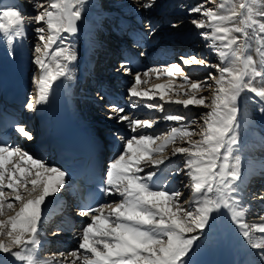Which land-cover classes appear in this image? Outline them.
Wrapping results in <instances>:
<instances>
[{"label": "snow or ice", "instance_id": "1", "mask_svg": "<svg viewBox=\"0 0 264 264\" xmlns=\"http://www.w3.org/2000/svg\"><path fill=\"white\" fill-rule=\"evenodd\" d=\"M28 2L36 13L30 22L35 23L34 31L41 42L34 49V63L39 69V76L34 80L38 94L26 104L27 110L35 111L37 105L48 101L57 80L71 78L70 65L77 54L71 44H65L64 34L74 35L79 31L86 0ZM154 4L155 0H146L143 7L151 8ZM189 12L201 17L191 23L203 30L200 35L208 41L219 62L211 64L206 58L192 55L181 57L182 64L202 65L215 69L216 73L209 72L206 80L196 81L184 74L181 64H171L163 72L168 77H182L184 83L179 88L188 86V90L175 95L183 94L187 98L172 99L167 94L173 89L171 82L154 88L159 90V99L165 103L208 109L203 113L200 139L193 140L197 132L184 123L168 133L148 134L144 130L151 128L155 120L132 119L123 114V107L112 105L117 113L115 118L128 121L132 132L137 133L121 138L122 150L108 166L101 188L103 195L119 199L81 209L79 215L87 217L89 222L82 226L78 249L59 254L65 259L55 254L41 258L38 249L43 206L48 197L61 191L68 173L48 165L43 158L34 157L19 145L0 143V216L12 211L17 203L20 205L14 215L0 220V253L11 256L18 264H190L188 257L196 241L225 212L264 264V216L259 223L245 221L247 209L237 198L243 177L242 162L239 156L233 155L240 143L242 94L250 92L264 105V83H254L257 78L264 81V0H220L216 8L196 4ZM25 29L26 17L18 5H0V38L7 41L10 55L15 54L13 43L25 36ZM252 41L257 45L258 59L250 54ZM121 67L132 74L127 61ZM160 72V68H150L144 73H135L128 89L130 96L155 99L150 90H141L140 86L147 83L142 76L157 73L159 78ZM209 81L215 84L211 99L197 96L203 88H212ZM131 106L134 108L137 104ZM146 107L165 111L164 103H148ZM259 111L264 113V106ZM163 119L183 122L186 117L166 113ZM13 127L23 138H34L24 124L16 123ZM177 139L187 144L175 147L172 156L184 157V168L179 171L186 170L190 179V184L185 185L190 188V198L181 199L183 193L179 189L156 183L160 179L156 169L171 159L162 153ZM157 155L159 158H155ZM146 168L151 170L145 172ZM9 193L14 194L11 199ZM260 198L264 200V196ZM67 257L72 259L69 261Z\"/></svg>", "mask_w": 264, "mask_h": 264}, {"label": "rangeland", "instance_id": "2", "mask_svg": "<svg viewBox=\"0 0 264 264\" xmlns=\"http://www.w3.org/2000/svg\"><path fill=\"white\" fill-rule=\"evenodd\" d=\"M183 1H186V0H155V4L153 5V7L144 8L143 4L146 2V0H94L92 3L89 4V8H91L90 13H92V18H95V16H97V17L99 16L101 19H105L102 17V14H104L105 12H109L111 14L110 10L115 11V10L119 9L120 11H126V10L127 11H136V10L141 11V9H142L143 11H145L146 15H155V17L158 19L157 31L159 32L158 35L160 36V38H162V37L164 38V36H163V33H164L165 37L168 35V36H171V37H169V38H171V40H172V38L176 39V40L172 41L173 44H176L179 42L178 39L180 37H182L184 39V37H186L188 34L189 35L192 34V36H195L196 40H197V41L195 40V42H196L195 43V50L200 51V53L203 56V57H201V59L206 58L207 61L211 64L218 63L219 60H218L217 55L214 53L209 54L206 51V47H209V46L207 44V41L200 35V32L203 30L196 28L191 23V21L193 19L201 18V17L199 16V14H194V13L189 12V9L192 7V5H190V8L188 10H186L189 7V5H186V8H184V6L182 5ZM190 1H192L193 4H195V5L196 4H205L207 7H212V8H216L220 3V0H215V3H211L210 0H190ZM4 2H6V3L9 2V5H13V4L18 5L22 9V11L26 17V29H25L26 34H25V36L27 38H25V36L22 38L25 40V41L23 40L24 41L23 47L26 49V51H25L26 58L28 55L29 62L33 63V68H34L33 74L31 75V80L33 81V87L31 85V91H30V96L33 97V96H36L38 94L37 86H36L34 80L36 77L39 76V69H38L37 65L34 63V55H35L34 49L38 44H41V42L38 40V34L34 31L36 25L34 22H30V21H32V17L36 13H35V10H34L32 4H30L28 2V0H0V5H4ZM34 2H35V0H34ZM166 9L167 10L172 9V13L167 14L165 12ZM170 15H172V16H170ZM169 18L173 19L170 24H168V22H167V20ZM90 20L91 19H87V22H88L87 25L88 26L93 23ZM173 25H177V26L174 27ZM78 27H81V29H84V24H83L82 20L79 22ZM91 28L94 29V38H93V45L90 47V51L88 53V57L92 58L93 57L92 54L95 52V49L98 47V44L100 42H102L103 40H105V38L100 36V33L98 31L97 26L92 24ZM64 35L66 37L65 44H71L73 46V48L75 49L76 54L78 55L79 54V48H78L79 43L78 44L70 43L69 37H71V36L68 37V34H64ZM77 45H78V47H77ZM256 47H257V45L255 44L254 41H252V47L250 49V54L253 55L254 59H258V57H257L258 54L255 52ZM167 48H169V47H167ZM173 55L174 56L172 57V61H171L170 65L171 64H177L179 62L178 59L180 56L177 55L176 53H174ZM199 66H201L202 68H205V69L207 68L208 73L209 72L216 73V70L213 68L204 67L202 65H199ZM70 67L72 69L70 80H72L73 88H76L75 80H76V69L78 67L77 62H74V63L72 62ZM181 67L183 69L185 68L184 65H181ZM124 72L125 71L122 72V75L124 74ZM208 73H207V76H208ZM154 74L155 73H150L149 77H143L142 76V79L146 80L147 83L141 84L140 88H141V90H150L151 95H153L155 97V99L138 98V100H137L138 105H137V107H134V108H135V110H138L140 112H137V114L134 112L125 113V114L128 115L132 119L155 120L156 121L155 124H161V125L167 124L170 122V121H166L163 119V116L166 113L183 115L186 117V120L183 122H176L177 125H175L173 127H180L181 123L189 122L186 124L190 125V127L193 125L192 129H194L197 132V135L193 136L194 137L193 140H199L200 139L199 131H200V128L203 126V118H204L203 113L208 111V109L200 107V106H191V105L189 107L185 108L184 106L179 105V104H169V103H165L164 101H161L159 99V90H156L154 88L155 85L163 84L166 81L174 82L175 85H173V89L171 91H168L167 94L169 96H171L172 99H184L187 97H185L183 94H181L179 97H177L175 95V93L177 92V88H178L176 86L180 85V83H184V81H183V79L181 80L182 77L181 78L176 77V79L174 80V78L169 79L168 76H164L161 78L160 75H163L164 73H159V78H157V75H158L157 73L155 75ZM202 75H204V74H202ZM133 77L134 76H128V78H127V75L126 76L124 75V78L129 79L128 81H131L132 83H133ZM204 77H206V76H203V78ZM203 78L199 81H204L207 79V77L204 79ZM178 81H180V82H178ZM79 82H81V81H79ZM209 83L212 84V88L211 89L206 88V87L203 88L201 91L197 92V96H201V95L208 96L209 100L211 99V94L215 91V84L212 81H209ZM254 83L259 85L261 83H264V81H261L259 78H257L254 81ZM186 89L188 90V86ZM187 90L183 91L181 88H178V92L180 91V93H181V91L183 93ZM76 93H77V96L80 98H81V96H83L84 100L86 101L85 105H83V107H82V104H81V106L78 105L80 108L79 110L81 111V114H79V115H81V116L83 115L84 118L87 119V121L89 122L88 126H89L90 130L92 131V133L96 132V124L97 123L109 122L110 123L109 125H112V126L119 125L120 123H122L118 119L115 118L117 116V113L113 109L111 112H110V110L107 109L104 113V110H102V108H99L100 106L103 105V102L99 103L100 101L97 100L98 94L96 91L93 90L91 81L86 82V84L83 87V93H81V88H79V87H77V91L73 95L76 96ZM80 93H81V96H80ZM81 100H82V98L80 99V101ZM157 102L165 104V111L164 112H160L157 109H150V108L146 107V104H148V103H157ZM44 104L45 103L37 105V109L34 111V113H37L36 114L37 119H40L39 113H40L41 107H43ZM131 105H132V101H131ZM261 106H264V105H260L258 102V98H256L252 93L245 92L242 94V96L240 98V114H239L240 143H239V146L236 148V150L233 153V155L239 156L241 158L242 170L243 169L246 170L247 168L249 169L247 163L250 162V160H251L249 158V156L252 157V154H253L251 152V155L247 156V160H243L244 158L242 156V153L247 150V145L252 144V143L257 144L259 139H260V136H263L262 138H264V113H261L259 111V108ZM196 109L200 110V111L196 113L195 112ZM141 111L145 112L146 114L150 113V116H145V114L143 115V112H141ZM194 112H195V114H194ZM189 113H191V114H189ZM98 116H100V117L98 118ZM109 116H111L113 118L110 119ZM127 123L129 124L128 121H127ZM173 123H175V121ZM171 128H172L171 126H168V129L165 130L164 133H168ZM145 130H147V129H145ZM178 141H179V139H177V141L175 142L176 144L175 143L169 144L164 149L162 155H163V157H171L170 161H172L175 158H180L182 160L181 162L184 163V157H182L180 155L172 156V151H171L172 149H174L175 147L187 146L186 143L177 144ZM260 142H263L262 145L264 147V139L260 140ZM159 143H160V141L157 144H159ZM153 147H156V145H153ZM241 151H243V152H241ZM253 156L257 157V154H255V155L253 154ZM261 156L262 155H260V157ZM262 157H264V155ZM155 158H159V156L157 155ZM166 161H169V159L168 160L166 159ZM184 180H185L186 184H190V179L186 174L184 176ZM5 191H8V190H5ZM187 192L189 194H191L190 188H187ZM12 195H14V194L9 193V197H11ZM19 207H20V205L17 203L15 208L12 211L8 212V214H6V215L10 216V215L15 214V211H18ZM6 215L0 216V220H2L4 217H6ZM235 226L236 225L231 221V219L227 213H225V212H223V214L221 213L220 217L218 215L214 225L211 227V230L206 229L205 232L203 234H201V239L196 241V245L193 248V250L190 253L188 258L191 262L190 258L195 255L197 257V260L194 262H191L190 264H239V262L241 260L245 259V258H243V256H244V253H246V252H244V250H242L240 248V244H243L242 242H240V240L244 239V238H242V236H239V238H241V239H238L237 236H235ZM257 234L260 235L259 233H257ZM200 242H201V244L206 243V242H210V245L200 247ZM249 256L252 257V254L250 253ZM11 259L14 260V258H12L9 255H7V256L6 255H0V261H2L3 264H13L14 261H12Z\"/></svg>", "mask_w": 264, "mask_h": 264}, {"label": "bare ground", "instance_id": "3", "mask_svg": "<svg viewBox=\"0 0 264 264\" xmlns=\"http://www.w3.org/2000/svg\"><path fill=\"white\" fill-rule=\"evenodd\" d=\"M92 0H86V3H85V7H84V18L82 19V22H83V24H84V29H81V33L79 34V33H77L76 35L74 34V35H69V36H71L70 38H71V40L70 41H72L71 43L72 44H78L79 43V47H78V45H77V47L79 48V54L77 55V59L74 61V62H77V64H78V67H77V69H76V75L78 76V80H80V79H83V78H87V76L86 75H91L90 73H92V70H93V67L94 66H96L97 65V59H96V54H92V58L91 57H88V53H89V51H90V47L93 45V38H94V29L93 28H91V25L93 24V25H95V26H100V25H102V23H104L105 22V20L107 21V24H109L110 23V25L108 26V30L110 29V28H112V31H113V33L114 34H112V36H119V34H118V32L116 31V28H119V23H117V22H119V21H121L122 19H123V16L125 15L126 17H129V19L130 20H135L136 18L134 17L135 15H136V13H133L132 11H120L119 9L118 10H115V11H113V10H110V12H111V14L109 13V12H105L104 14H102V17L103 18H105V20H103V19H101L99 16L97 17V16H95V18H92V13H90L91 12V8H89V4L90 3H92L91 2ZM166 2V1H165ZM99 3V2H98ZM103 3V2H102ZM4 5H9V2H4ZM166 5V4H165ZM182 5L184 6V8H186V5H189V7L186 9V10H188L189 8H190V5H192V7L193 6H195V4H193V2L192 1H190V0H186V1H183L182 2ZM122 9V8H121ZM175 9V8H174ZM131 10V9H130ZM96 11V10H95ZM141 11H143L142 9H141ZM93 12V11H92ZM99 12V11H98ZM165 12L167 13V14H169V13H172V9L171 10H165ZM177 12V11H176ZM100 13V12H99ZM142 14H144V13H142ZM170 16H172V15H170ZM97 17V18H96ZM87 19H91L90 21H92L93 23L91 24V25H87L88 24V22H87ZM171 20H173L172 18H171ZM105 28H106V25H104V28H102V29H104L105 30ZM165 32V31H164ZM167 35V34H166ZM163 36L165 37V34L163 33ZM107 37H109V34L107 35ZM169 37H171V36H166L165 37V39L167 40V42H166V45H167V47L168 46H171L172 48H173V52H178L179 53V55H183V54H189V53H191V55H196L197 57H203L202 56V54L200 53V51H197V50H195V40H196V37L195 36H192V34L191 35H187L186 37H184V39L182 38V37H180L179 39H178V43H176V47H175V44H173L172 43V41L173 40H176V39H173L172 38V40H171V38H169ZM25 38H27L26 36H25ZM19 40V42L21 43V45H22V50L21 49H19V47H17L14 43H13V48H14V50H15V54L14 55H10L9 54V51H8V47H7V41L6 40H4V39H2V38H0V76H2L3 75V78L5 79V80H8V81H10V82H13V81H18L19 79L16 77L18 74H19V72L21 73L22 72V70H24L25 69V72L26 73H28L27 75L29 76V77H27V76H25V78H26V81H29L30 79H31V72L34 70V68H33V66L31 65L30 67L28 66V64L29 63H26L24 60L25 59H27L26 58V54H25V51H26V49L23 47V42L25 41L23 38H18ZM24 40V41H23ZM109 41V39H105V40H103L102 42H100L99 44H98V47L95 49V52H105L106 53V55H105V57H109L111 54H112V48L113 49H115L116 48V43H110V42H108ZM197 41V40H196ZM110 43V44H109ZM207 44H208V41H207ZM166 47V48H167ZM181 48H184V49H181ZM186 49V50H185ZM75 50V49H74ZM6 51H8V53H5ZM206 51H207V53H209V54H212V53H214L213 51H212V49L210 48V47H206ZM171 52V50H167V49H165V50H163V52H162V54H161V56H164V54L165 53H167L166 54V58H169L170 57V53ZM157 53L156 52H152V55H156ZM208 54V55H209ZM215 54V53H214ZM178 55V54H177ZM258 57V56H257ZM180 58V57H179ZM86 60V61H85ZM73 62V63H74ZM178 64V63H177ZM191 67V70H196V68H195V64H193L192 66H190ZM161 70H163V69H161ZM207 71V69H203V72L202 73H191L193 76L192 77H194V78H192V80L194 79L195 80V77H197V76H202V74H207L208 72H206ZM122 72V71H121ZM120 72V73H121ZM12 73V76L14 77L13 79H11V80H9V79H7L6 77H5V75H9V74H11ZM160 73H162V72H160ZM124 74H126V73H124ZM123 74V75H124ZM156 74V73H155ZM154 74V75H155ZM163 75H160V77H162ZM105 78H108V77H110V76H108V77H106V76H104ZM174 77V80L176 79V77H175V75H173L172 76V78ZM207 77V76H206ZM206 77H204V78H206ZM181 78V77H180ZM203 78V79H204ZM33 79V78H32ZM120 78H119V71H117L116 73L115 72H113L112 71V74H111V78H110V80L111 81H114V80H116V81H118ZM202 79V78H201ZM65 80V79H64ZM154 80V79H153ZM181 80H182V78H181ZM171 82V81H170ZM178 82H180V81H178ZM117 83H119V82H117ZM156 83V82H155ZM163 83V82H162ZM165 84L166 83H169V81H166V82H164ZM163 83V84H164ZM171 83H173V85H175L174 84V82H171ZM180 84H182V83H180ZM113 87H115V86H113ZM112 87V88H113ZM176 87H178L179 88V85L178 86H176ZM63 88H64V90L65 89H69L70 88V80H65L64 81V86H63ZM101 88L102 89H100L98 92L99 93H101L102 95H104V94H107V92H104V89H107L108 88V86H107V84H103L102 83V85H101ZM116 88V87H115ZM178 88H177V92H178ZM186 88H187V86H186ZM186 88H184V89H182L183 91L184 90H187ZM180 92V91H179ZM171 93V92H170ZM175 93V92H174ZM181 93H182V91H181ZM70 96L72 97L73 96V94L70 92ZM137 100H138V98H136V97H132V101H134L133 103H136L137 105H138V103H137ZM145 101V100H144ZM28 102H30V98L28 99V101H27V103ZM26 103V104H27ZM71 103V102H70ZM50 104H51V100H50ZM126 108H125V111H124V113L123 114H125L126 112H127V110H130V108L129 107H127V105L125 106ZM110 110V112L112 111V107H107L106 109H104V113H105V111L106 110ZM71 110L75 113V116L77 117V119H79V120H82V117L83 116H81V115H79V113H78V111H77V105H76V102L74 101V99L72 98V103H71ZM56 111L57 112H60L61 111V108L60 107H58V106H56ZM200 110H195V112L197 113V112H199ZM91 112V111H90ZM192 112V111H191ZM195 112H194V114H195ZM96 113V112H95ZM189 114H191V113H189ZM52 115L54 116V123H55V126L57 125V119H56V117H55V114H53L52 113ZM64 115L66 116V118L68 119V120H70V116L68 115V113L66 112V111H64ZM97 115V114H96ZM101 115V114H100ZM104 115V114H103ZM100 117V116H99ZM84 118V117H83ZM193 118V117H192ZM194 119V118H193ZM192 119V120H193ZM91 120V119H90ZM99 120V119H98ZM85 121V120H84ZM170 122H174V121H170ZM107 123H109V122H107ZM123 125H127L128 123H127V121H124L123 123H122ZM85 125H87V126H85V127H88V124H86V122H85ZM159 124H155V125H153L152 126V128L151 129H155V127H157ZM175 125H177L176 124V122L174 123V125L173 126H175ZM116 126V125H115ZM173 126H172V128H173ZM180 126V125H179ZM110 127V126H109ZM193 127V125L191 126V128ZM119 128H121V127H119ZM119 128H118V130H119ZM48 129H49V133H50V130L52 129V124H50L49 125V127H48ZM72 130L76 133V134H81V130L79 129V127L78 126H76V125H73L72 124ZM84 130V129H83ZM124 130H129V129H126V128H124ZM86 133H87V138H89L90 136L91 137H94L93 136V133L92 132H88V131H86V130H84ZM100 131H102V129L100 130ZM105 131L107 132V133H111V132H109L110 130H108V128H105ZM138 131H140L139 129H138ZM153 131V130H152ZM130 132H132V130L130 129ZM52 131H51V134H50V137H52L53 135H52ZM60 133L62 134V131H61V128H60ZM153 134H164V131L163 132H155V133H153ZM109 136H111V135H109ZM263 136H260V139H259V141H258V143H257V145H255V146H253L252 147V149H248V150H246V151H244L243 153H242V156H243V160H247V156H249V155H251V152L255 155V154H257V157H255V156H253V154H252V157L251 156H249V158L251 159L250 160V162H248L247 163V165H248V167H249V169L247 168L246 170H242L243 171V177L245 178V177H250V175L251 176H255V175H264V158H260V155H264V147H263V142H260V140H262V139H264V138H262ZM119 138V140H121V138L122 137H115L113 140H117ZM194 137H192V139H193ZM25 142V141H24ZM159 142V141H158ZM157 142V143H158ZM182 142L179 140L178 141V143L177 144H181ZM176 144V143H175ZM95 145V144H94ZM41 146H44V145H41ZM41 146H39V145H37V146H35V148H31L30 146H26L25 147V151H28L29 153H31L34 157H36V158H45V157H48L47 158V160H46V162H47V164L48 165H55V166H57V164H56V162H55V158H54V160H53V157H54V155L57 153V151H54V145L53 144H51L50 145V152H51V154H45L46 152H43L41 149H40V147ZM117 147V146H116ZM173 150V149H172ZM171 150V151H172ZM171 155V154H170ZM169 155V156H170ZM159 156V155H158ZM116 158V157H115ZM115 158H112L110 161H112V160H114ZM168 160V159H167ZM170 160V159H169ZM180 161H182L180 158H176V160L174 161V159L172 160V161H170L169 163H167L166 165H164L163 166V168H165V169H168V168H172V165H173V167H174V170L173 171H176V170H178V162H180ZM182 169L184 168V163H182ZM253 166V167H252ZM163 168L161 169V171H160V173L158 172V174L160 175V179L158 180V181H156V183L157 184H159V182L160 181H167V182H165L166 183V185H169L170 186V183H171V181H173L174 179H175V175H174V177H172L173 175H171V177H168V176H165V172H164V170H163ZM149 170H151V169H149V168H147V169H145V172H147V171H149ZM249 172H248V171ZM157 171H158V169H157ZM185 172H186V170L185 171H181V176H182V179L184 180V176H185ZM142 175H143V173H142ZM244 178H242V179H244ZM162 179H164V180H162ZM169 179V180H168ZM261 179H264V176L262 177V178H260L259 180H261ZM67 180H66V183H65V185H64V187L61 189V191L59 192V193H57L55 196H50V197H48L47 199H46V203H45V205L43 206V216H42V221H41V223H46L47 224V222L49 221V226H51L52 224H53V217L52 216H50L52 213H54L55 212V209H56V205L58 204V203H61V206H62V204L64 203V194L67 192ZM260 184H262V182H260V183H255L254 185H255V187H254V189H253V193H249V191H245V190H241L240 192H239V194H238V199L240 200V203H241V205L243 206V207H245L246 209H247V211H246V215H245V221L246 222H248L249 224H252V223H259L260 222V217L261 216H264V213H263V215L262 214H259L258 212H257V208H258V200L260 199V197L261 196H264V189L263 188H261V185ZM244 186V185H243ZM5 190H7V189H5ZM185 194V193H184ZM187 197H191V194H189L188 193V196ZM10 199H11V197H9ZM54 203V204H53ZM106 211H110V209L108 210H106ZM8 212H10V211H8ZM8 212L6 213V214H8ZM16 212V211H15ZM257 213V215L256 216H258V217H256L255 218V214ZM222 214H223V212H222ZM14 215V214H13ZM11 216V215H10ZM7 215H6V217H4L2 220H6L7 219ZM219 217H220V214H219ZM88 223V222H87ZM41 229V228H40ZM258 235V234H257ZM235 236H237V238L238 239H241V238H239V236H242L241 234H240V230L238 229V227L237 226H235ZM242 238H244L243 236H242ZM54 239V238H53ZM201 239V238H200ZM39 240H40V247H39V249H38V255H40V257L41 258H48V257H50V256H52L53 255V252L55 253L56 252V256H57V258H59V259H65V257H60L59 256V254L61 253V252H63V253H65V254H67V253H70V252H72V251H75V250H77L78 249V245H79V243H80V239L79 238H77L76 240H67V241H65L64 243H62L61 241H56V243L55 244H53V243H51V241L50 240H52V239H48V241L47 240H45V238H42V234H40L39 233ZM242 240V241H241ZM240 240V242H242L243 244H240V248L242 249V250H244V252H246V253H244V256H243V258H245V259H243V260H241L240 262H241V264H262V262H261V260H260V257H259V255L257 254V251L256 250H254V249H252V248H250L249 246H248V244H247V242H246V240H245V238L244 239H241ZM54 241V240H53ZM60 244H66V246L68 247V248H70L69 250H66L63 246H61ZM209 246L210 245V242H206V243H202L201 244V242H200V247H203V246ZM41 246L43 247L42 249H41ZM45 246L47 247V249H48V251L46 252L45 251ZM252 254V257H250L249 256V254ZM0 255H6V254H3V253H0ZM7 256V255H6ZM249 256V257H248ZM191 257V256H190ZM248 257V258H247ZM67 259L70 261L72 258L71 257H67ZM189 259V258H188ZM191 259V262H194V261H196L197 260V257L194 255L193 257H191L190 258ZM247 259V260H246ZM12 261H14L13 259H11ZM190 262V263H191ZM9 263V262H8ZM13 264H18V262H15L14 261V263Z\"/></svg>", "mask_w": 264, "mask_h": 264}]
</instances>
